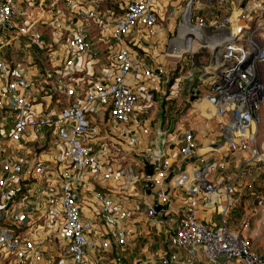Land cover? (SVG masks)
<instances>
[{
    "label": "built area",
    "instance_id": "2783aa9c",
    "mask_svg": "<svg viewBox=\"0 0 264 264\" xmlns=\"http://www.w3.org/2000/svg\"><path fill=\"white\" fill-rule=\"evenodd\" d=\"M170 3L0 0V264H116L139 221L162 231L150 264H264L243 234L264 208V0ZM165 12L176 20L170 55L180 69L190 50L192 68L171 80L140 54ZM194 54L205 56L198 68ZM192 77L213 137L197 138L175 109L153 118L154 94L166 109ZM252 172L255 209L231 226L234 183Z\"/></svg>",
    "mask_w": 264,
    "mask_h": 264
},
{
    "label": "rangeland",
    "instance_id": "374dc122",
    "mask_svg": "<svg viewBox=\"0 0 264 264\" xmlns=\"http://www.w3.org/2000/svg\"><path fill=\"white\" fill-rule=\"evenodd\" d=\"M164 3V10H171L173 9L174 5L173 3H170V1H177V0H162ZM168 6H167V5ZM161 18L159 20V23L161 24L163 28V32L160 36L154 37V42L152 43V49H154V61L160 65H163L162 71L164 75L169 78L170 80L173 79L175 76H182L185 73H189L192 71V68L189 65L188 58L186 55H188V52L185 54L183 53L182 56L179 57L180 59H183L182 57L185 56V59L182 60V66L179 67V62L177 57H171V51L173 47L169 46L168 49V41L175 35V27H176V20H174V16H170L171 18H167V14L165 12L164 15H160ZM172 24L174 25V29L171 30ZM153 41V40H152ZM174 39L171 41L173 43ZM185 46V42L180 44V46H177L176 50L182 49ZM171 50V51H170ZM170 51V52H169ZM169 54V55H168ZM193 63L196 68H198L200 65H203L205 56L200 54H194L193 55ZM186 63V64H185ZM261 77L264 83V67L260 68ZM197 78L192 77V79H181L180 85L174 89H172L171 96H174V109L176 111V115H179L185 122H188L192 125H197L200 122L204 121V118L211 113L210 110L201 111V109L198 108L199 104L195 103L194 100H190L189 98L192 97L193 92L190 82L192 83ZM192 80V81H191ZM187 85V87H186ZM164 91L163 89L161 92ZM166 93V91L164 92ZM194 96V95H193ZM189 97V98H188ZM163 99V95L161 93L154 94V120L156 119V115L160 113L161 110H163V106L159 102ZM168 103H166V109H167ZM171 109V112L172 110ZM260 116H261V123L259 125V131L263 135L264 134V103L260 110ZM212 122H214V119H210ZM262 210L257 208V214L252 216L250 218V225L248 228H245L243 230V234L248 237L250 240L251 246L261 253L264 252V208H261ZM262 212V213H260ZM231 218L230 220H232ZM238 219V218H237Z\"/></svg>",
    "mask_w": 264,
    "mask_h": 264
},
{
    "label": "crops",
    "instance_id": "0c3cea01",
    "mask_svg": "<svg viewBox=\"0 0 264 264\" xmlns=\"http://www.w3.org/2000/svg\"><path fill=\"white\" fill-rule=\"evenodd\" d=\"M153 42L154 38L149 39L147 43L144 42L143 51L140 54L144 58L146 57L147 60L154 64V49H152ZM189 84L191 85V88L197 85L196 87L198 88L199 92H201L204 88V84L200 82L198 83L197 80H194L192 83L190 82ZM195 103L199 104L198 108L201 109V111L203 112L206 110H210L209 105L204 100H200ZM151 112H153V110ZM158 117L160 119L159 114ZM192 126L195 130V136L199 139L204 135H209L212 137L214 136V133L208 130L205 121H202L199 124ZM248 181L252 182L253 188H257V180L254 178L253 172L250 176L249 174H246L234 183L235 191L233 196H231V201L233 202L226 217L227 223L231 226H234L244 216V213L249 211V209H255L253 207V199L251 194H249V192L244 189V184ZM261 192L264 193V189ZM219 199L223 200V197L221 196ZM234 207L241 211V215L238 219L234 216ZM259 209V211L262 210L261 207ZM198 214L205 221L213 223H217L219 221V215L214 211H212L210 214H207V211L202 209ZM255 214L257 213L253 212V216ZM231 218L233 219L230 220ZM162 237V231L158 227L151 228L145 225V223L142 221L131 224L129 226V233L126 245L125 247H123L121 253H119L121 257L117 259L116 264H150L154 257L157 256V253L159 252L158 250L162 246Z\"/></svg>",
    "mask_w": 264,
    "mask_h": 264
},
{
    "label": "water",
    "instance_id": "95a60500",
    "mask_svg": "<svg viewBox=\"0 0 264 264\" xmlns=\"http://www.w3.org/2000/svg\"><path fill=\"white\" fill-rule=\"evenodd\" d=\"M182 16L187 17V18L190 17V15L188 13H182ZM192 98L193 97H190V99H192ZM210 101L214 102L215 101V97H211ZM165 133L166 132L160 131L159 125L156 127V130H155L156 137L154 139L155 146H156V150L154 151L155 155H161L162 154V147H163V144H164ZM150 168H151L150 164H147L144 167L145 177H147V178L150 176ZM149 186H150V184L148 183L147 184V188L145 189L146 193L148 192V187ZM157 209H158V207H156V210Z\"/></svg>",
    "mask_w": 264,
    "mask_h": 264
},
{
    "label": "bare ground",
    "instance_id": "6f19581e",
    "mask_svg": "<svg viewBox=\"0 0 264 264\" xmlns=\"http://www.w3.org/2000/svg\"><path fill=\"white\" fill-rule=\"evenodd\" d=\"M183 35L184 36L181 37L180 40L178 41V43L176 44V47H175V50H174V54L175 55L179 54L180 52H182V51H184V50H186L188 48V43H189L188 36H187V34L186 35L183 34ZM183 42H185L184 48L176 50L177 46H180V44H182Z\"/></svg>",
    "mask_w": 264,
    "mask_h": 264
},
{
    "label": "trees",
    "instance_id": "16d2710c",
    "mask_svg": "<svg viewBox=\"0 0 264 264\" xmlns=\"http://www.w3.org/2000/svg\"><path fill=\"white\" fill-rule=\"evenodd\" d=\"M173 101H174V100H171V101L169 102V104L167 105V109H163L162 112L167 113V114H168L169 112H171V109H174ZM172 111H173V110H172ZM160 117L162 118L163 115H161ZM235 211H236V212H235ZM240 215H241V211L234 207V216H235V218H239Z\"/></svg>",
    "mask_w": 264,
    "mask_h": 264
}]
</instances>
